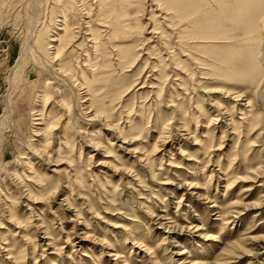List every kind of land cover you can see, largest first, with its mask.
<instances>
[{"label": "rangeland", "instance_id": "374dc122", "mask_svg": "<svg viewBox=\"0 0 264 264\" xmlns=\"http://www.w3.org/2000/svg\"><path fill=\"white\" fill-rule=\"evenodd\" d=\"M59 1L0 0V120L9 96L18 107L0 139L14 217L0 264H264V0ZM57 33L92 109L33 126L37 60ZM158 214L185 229V255L166 251Z\"/></svg>", "mask_w": 264, "mask_h": 264}, {"label": "bare ground", "instance_id": "6f19581e", "mask_svg": "<svg viewBox=\"0 0 264 264\" xmlns=\"http://www.w3.org/2000/svg\"><path fill=\"white\" fill-rule=\"evenodd\" d=\"M59 1V0H58ZM67 1V0H66ZM60 2V1H59ZM58 2V4H59ZM82 2V1H81ZM69 3V2H68ZM38 5V4H37ZM68 5V4H66ZM71 5V4H70ZM73 5V4H72ZM73 7V6H72ZM68 8V7H66ZM65 8V9H66ZM70 8V7H69ZM36 10V9H35ZM59 10V9H58ZM72 10V9H71ZM64 11V9H63ZM76 11V10H75ZM66 12H69L66 10ZM65 12V13H66ZM72 12V11H71ZM264 13V12H263ZM67 14V13H66ZM38 18V17H37ZM73 18V17H72ZM66 19V18H65ZM61 21V20H60ZM68 20H66L67 22ZM65 23V22H63ZM38 24V23H37ZM69 24V23H67ZM63 28L59 29V33L61 34L62 32H64V34L67 33L68 31V26L66 24L63 25ZM62 27V25H61ZM70 30V29H69ZM74 31V30H73ZM70 32V31H69ZM68 32V33H69ZM89 32V30H88ZM59 33L55 34L54 36H52V38L49 40L48 46H50L49 50H53V53L50 52V54L47 55L48 58V62H42V61H38V64L36 65L37 68V72L41 73V80H39L40 82V90L38 92V96H37V102L35 103V105L32 108V125L33 126H43L45 119L49 118L51 116V114L53 113V110L56 111L55 109L58 110H63L66 109L68 112L75 110V111H83V110H90L91 108V98H89L90 94L89 92H91L90 90V85L88 88V82L84 77V70L85 69H80L82 78L81 79H70L67 77V75L71 72V68L70 65L67 63H64V59L69 58V56L71 54H67L65 53L67 47L70 45V40L67 41V39L64 37V35H60ZM264 36V35H263ZM72 38V37H71ZM89 42V41H88ZM33 47V45H32ZM31 48V47H30ZM46 49V48H45ZM26 50V49H25ZM35 51V50H34ZM47 51V50H46ZM29 52V51H28ZM36 52V51H35ZM67 52V51H66ZM260 58L261 60L264 62V42L262 43V46L260 47ZM49 53V52H48ZM34 54V53H33ZM67 54V55H66ZM41 55V54H40ZM39 55V56H40ZM36 56V55H35ZM34 56V57H35ZM68 56V57H67ZM28 58V56H26ZM37 57V56H36ZM44 57V56H43ZM66 57V58H65ZM85 57V56H84ZM43 60V59H42ZM28 61V60H27ZM81 58H80V62H81ZM89 61V60H88ZM25 62H26V58L25 55H23L20 59V61L18 62L16 71L13 72L11 79H10V85L12 87L13 93L16 94L19 92H21V85H22V80H23V75H24V71H25ZM40 62V63H39ZM79 62V63H80ZM36 63V62H35ZM82 65V64H80ZM73 66V65H72ZM80 67V66H78ZM77 67V68H78ZM88 67V66H87ZM81 68V67H80ZM36 72V71H35ZM71 74V73H70ZM259 74V73H258ZM257 74V75H258ZM78 75V74H77ZM70 77L72 78L73 75H70ZM77 77V76H76ZM27 80V79H26ZM28 81V80H27ZM263 81V80H262ZM29 82V81H28ZM38 83V82H37ZM263 86V85H262ZM262 90V89H261ZM23 91V89H22ZM25 92V91H24ZM18 94V95H19ZM22 94V93H21ZM261 94V93H259ZM12 95V94H11ZM17 95V94H16ZM56 98H52L53 96ZM260 97V96H259ZM238 98V97H237ZM239 100V99H238ZM91 101V102H90ZM6 109H5V115L3 117L4 119L0 120V139L2 138L3 133L6 132L5 127L7 125L13 127L14 125V115H15V111L18 108L15 104H14V100L12 96H9L7 102H6ZM54 106V107H53ZM47 108L48 110L50 109L51 111H49V113L47 114ZM57 110V111H58ZM18 112V111H17ZM74 112V111H73ZM1 117V118H2ZM78 117V116H77ZM74 118V117H73ZM6 121V122H5ZM74 127L77 126L76 124V119L74 120ZM55 124L53 123L52 125H50L48 127V130H53L55 129ZM15 128V127H14ZM13 128V129H14ZM36 128V127H35ZM10 129V128H9ZM78 130V128H75ZM8 130V129H7ZM41 132V130H35L34 134L35 135H39ZM7 133V132H6ZM81 133V131H80ZM40 137V136H39ZM4 138V137H3ZM161 140V139H160ZM2 141V140H1ZM38 143V142H37ZM50 143V142H49ZM67 144V143H66ZM1 145V144H0ZM97 147V146H96ZM34 149H37L34 147ZM29 151V150H28ZM30 152V151H29ZM35 152V150H34ZM32 156V151L30 153ZM30 154H24L22 160L21 165L25 166V167H30V169H32V165H33V161L34 158L30 157ZM36 154V153H35ZM37 155V154H36ZM46 156V155H44ZM47 157V156H46ZM42 158V157H41ZM49 159V158H47ZM0 160H1V154H0ZM25 160L27 162H25ZM49 161V160H48ZM50 162V161H49ZM16 174L18 175L16 171H14ZM53 173H60V171L58 169H56ZM19 177V176H18ZM9 178V177H8ZM7 178V179H8ZM6 179V177H5ZM6 179V180H7ZM15 180V179H14ZM4 179H0V185H2L4 187V192L1 188H0V250H4V252H6L8 256H11L9 249H3V246L6 245V241L3 231H5V226L4 223L7 224H12V219H14V217H11L10 220H8V217L6 216L7 213V203L6 201H8V194L11 192V188H9V185L5 184ZM10 184V183H9ZM1 186V187H2ZM177 190L178 189H184L186 191V186H184L183 184H177L175 187ZM21 190V188H20ZM187 191H189L187 189ZM18 192V191H17ZM16 192V193H17ZM20 192V191H19ZM14 193V191H13ZM23 193V192H22ZM24 194V193H23ZM55 194V193H54ZM53 194V195H54ZM26 195V194H25ZM191 197H193L194 200H200V196H198L199 194H197V196L195 197L194 194H190ZM17 193L14 201H18V199H20V196ZM202 196V195H201ZM13 197V196H11ZM32 198H27L25 202H30L31 204H37L38 202L36 201H31ZM18 204H16V207ZM15 206V205H14ZM30 206V205H29ZM27 207V206H26ZM28 208V207H27ZM205 209L207 212H212V209H215V206L213 207H208L205 206ZM30 210V209H29ZM12 211V210H11ZM10 212V211H9ZM33 212V211H32ZM12 213V212H11ZM34 213V212H33ZM30 214H32L30 212ZM12 216V215H11ZM165 220L164 216L162 214H158L156 216L151 215L150 216V221L156 225L159 226V228L161 230H163V232L167 233L166 236L167 238L170 240L169 244L166 248V251L170 250V248H172V256L171 257H181L183 255L186 254V250H181L179 249L180 245H179V241H175L179 240L176 238L177 235H179L180 233H183L185 231L184 228H181L177 225H168L165 224V222H163ZM18 221V220H17ZM198 222V219L196 220ZM17 226H15V229L18 228L19 222H17L16 224ZM19 229V228H18ZM189 230V229H187ZM166 238V239H167ZM173 238V242H171V239ZM86 239H82L81 237L78 239V244L79 247H82L86 244ZM171 242V243H170ZM264 247V246H263ZM176 250V251H175ZM179 250V251H177ZM183 251V252H182ZM148 252V250H147ZM148 255V254H147ZM175 255V256H174ZM116 258V257H115ZM10 259V258H7ZM117 258L114 260L116 261Z\"/></svg>", "mask_w": 264, "mask_h": 264}]
</instances>
